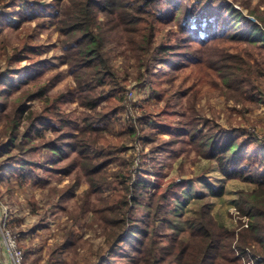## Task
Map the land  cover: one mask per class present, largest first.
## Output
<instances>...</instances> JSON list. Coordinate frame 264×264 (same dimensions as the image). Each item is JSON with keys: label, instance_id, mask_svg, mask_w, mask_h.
Masks as SVG:
<instances>
[{"label": "trees", "instance_id": "16d2710c", "mask_svg": "<svg viewBox=\"0 0 264 264\" xmlns=\"http://www.w3.org/2000/svg\"><path fill=\"white\" fill-rule=\"evenodd\" d=\"M17 1L10 2L16 4ZM27 3L33 14H41L43 9L55 18L63 37L60 60L68 66L75 86L55 97H47L46 85H43L24 91L16 100L18 102L5 115L8 137L0 141V183L6 168L21 186L34 180L44 181L38 169L67 174L79 167L89 184L80 210L91 212V225H99L109 246L121 244L123 255L129 256L126 264H240L241 256L248 255L247 250L253 255H264V141L260 142L246 130L235 135L236 129L223 128L206 118L193 117L183 126L154 119L149 127L173 138L187 136V143L198 156L215 161L223 178L255 186L237 193L236 209L249 218L247 226L239 221L241 228L236 231V228L220 225L208 203H203L189 223L188 236L173 234L164 244L161 219L166 218L176 202L184 199L187 183L183 179L163 182L159 173H156L158 178L152 184V192L144 199L145 219L132 220L135 204L149 189L139 191L141 181L133 180L129 171L133 156L119 162L123 158V146L120 139L110 138L114 122L121 118L127 82L118 80L106 49L112 39L123 41L125 49L149 71L150 97L165 101L160 110L169 117L174 113L168 91L160 84L171 82L179 67L189 60H201L198 52L222 37L254 44L262 52L259 58L249 59L240 52L225 55L211 50L205 59L233 91L230 98L244 104L264 103V93L261 95L254 81L264 77V0H259L262 9L256 6L253 10L260 22L250 21L225 0H195L189 5L185 0H54L50 6L40 5L38 1ZM9 15L6 11L0 12V30L9 22ZM101 16L105 21L100 20ZM172 22L182 35V41L176 45L167 41L172 36L178 38L173 31L157 38V32ZM194 42L200 47L192 46ZM41 52V45L23 41L10 59L16 67L10 75L0 74V83L11 80V74L25 72L29 76L47 65L48 61H39ZM22 60L30 63L19 66ZM150 66L156 70H151ZM70 97H76L84 109L80 122L74 126L70 125L72 113L63 108L65 98ZM35 99L43 103L37 109H30L28 103ZM0 105L6 107L1 101ZM147 118L145 122L151 119L149 114ZM47 129L53 132V137L42 136ZM37 133L42 134L41 142L36 144L32 137ZM9 148L18 149L20 154L45 148L51 153V163L63 160L68 150H73L75 155L64 167L53 169L27 159L10 161ZM114 163L122 167L113 180L108 181L107 167ZM202 183L210 196H223V185L216 186L208 179ZM90 193L94 195L92 201L88 199ZM65 237L62 246L75 243L71 231ZM256 264H264V259Z\"/></svg>", "mask_w": 264, "mask_h": 264}, {"label": "rangeland", "instance_id": "374dc122", "mask_svg": "<svg viewBox=\"0 0 264 264\" xmlns=\"http://www.w3.org/2000/svg\"><path fill=\"white\" fill-rule=\"evenodd\" d=\"M10 1L12 0H0V12L6 11L10 14L9 22L0 30V74L10 75V71L16 67V64L10 63V59L23 41L41 45L39 61H48V64L29 76L25 72L11 74L13 75L11 80L7 79L0 83V101L6 106L2 108L0 105V141L8 137L5 132L8 121L5 115L11 111L13 104L18 102L16 100L24 91L46 85L45 96L55 97L66 89H74L75 86L68 66L60 60L63 37L57 29L55 18L43 9L38 15L28 10L27 2L38 1L40 5L50 6L54 0H18L16 4ZM194 1L185 0V3L189 5ZM225 2H231L250 21L260 22L257 13L253 12L256 6L263 8L259 0ZM100 20L105 21V18L101 16ZM173 23L162 27L157 32V38L173 31L178 38L172 36L167 41L171 45H176L182 41V35L177 25ZM192 46L200 47L196 42ZM255 46L222 37L212 41L210 46L204 47V51L198 52L201 60H189L187 64L179 67L171 82L160 84L162 89L168 91L167 96L174 113L169 117L160 110L164 107L165 101H157L150 97L149 71L125 49L123 41L112 39L106 46L118 80L122 82V79H126L127 82L121 118L120 121L114 122L110 138L120 139L119 143L121 142L123 146V158L119 162L133 156L129 171L133 180L141 181L139 191L143 192L145 187L149 189L147 193L141 194L139 202L135 204L132 220L145 219L146 208L142 206L145 205L144 199L146 200L153 190L152 184L158 178L156 173L161 175L163 182L183 179L187 183L183 190L184 199L176 202L165 215L166 218L163 216L161 219L164 244L173 234L185 238L188 236L189 223L197 216V211L203 203H208L211 214L222 226L236 228L238 231L241 228L238 225L239 221L245 226L249 220L236 209L237 193L241 189L246 191L253 189L255 187L253 184L223 178L215 161L198 156L194 148L187 143V136L173 138L158 133L149 125L154 119L161 122L171 121L173 124L183 126L193 117L206 118L223 128L236 129L235 135L246 130L260 142L264 141V103L244 104L230 98L229 95L233 91L205 59L211 50L225 55L240 52L249 59L259 58L262 52ZM29 63L28 60H22L19 66ZM150 68L156 70L153 66ZM254 81L262 95L264 77L256 78ZM42 103L35 99L28 103V107L37 109ZM63 108L72 113L71 126L80 122L79 118L84 109L76 97L65 98ZM147 114L151 119L145 122V117L148 119ZM41 134L33 135L32 142L40 143ZM42 136L51 138L54 134L47 129ZM8 150L10 161L21 162L22 159H27L53 169L64 167L75 155L73 150H68L63 160L51 163V153L45 148L24 154H20L18 149ZM121 167L119 163L107 167L108 181L113 180L116 171ZM147 169L149 172H146ZM38 173L44 181L34 180L20 186L16 178L10 176L7 168L3 170V180L0 183V264H11L1 238L4 221L10 231L17 236L24 254V264H126L129 256L123 255L121 244L109 246V243L104 241L103 230L99 225L97 223L91 225V212L80 210L82 198L89 189V184L79 167L67 174L46 173L40 169ZM207 179L216 186H224L222 197L210 196L202 183ZM88 199L92 201L94 195L90 193ZM3 217L6 219L3 220ZM70 231L75 243L62 246L65 236ZM253 245L259 248L257 244ZM112 247L114 250L110 252ZM255 256L264 259L262 253H256Z\"/></svg>", "mask_w": 264, "mask_h": 264}, {"label": "built area", "instance_id": "2783aa9c", "mask_svg": "<svg viewBox=\"0 0 264 264\" xmlns=\"http://www.w3.org/2000/svg\"><path fill=\"white\" fill-rule=\"evenodd\" d=\"M131 93V92H129ZM128 93V94H129ZM127 94V95H128ZM6 217H3V220H5ZM4 225H2L1 229V238L2 243L5 247V251H7L10 259L11 264H24L23 263V251L19 245L17 236L14 235L11 231L9 226L5 224V221L3 222ZM247 226V223L245 224ZM248 255L241 256L242 258V264H256L257 261H261V256H255L253 255L250 250H247Z\"/></svg>", "mask_w": 264, "mask_h": 264}]
</instances>
